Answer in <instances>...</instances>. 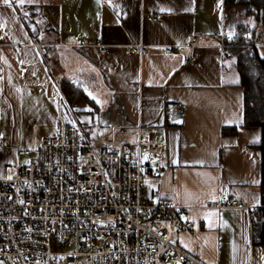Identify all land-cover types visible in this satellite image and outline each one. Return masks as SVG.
<instances>
[{"label": "crops", "instance_id": "0c3cea01", "mask_svg": "<svg viewBox=\"0 0 264 264\" xmlns=\"http://www.w3.org/2000/svg\"><path fill=\"white\" fill-rule=\"evenodd\" d=\"M253 34L254 44L263 38L256 48L264 60V26L226 0H0L7 154L35 158L41 140L57 134L59 115L94 139L134 142L146 127L167 152L161 177L155 160L143 159L151 179L144 192L188 208L192 230L178 235L180 247L205 264H264V235L252 239L247 213L213 207L227 197L263 206L262 131L243 125L244 90L225 55L228 44ZM74 36L81 45L66 46ZM136 47L142 51L128 53ZM39 66L47 73L26 76ZM175 103L184 120L171 127L167 108Z\"/></svg>", "mask_w": 264, "mask_h": 264}, {"label": "built area", "instance_id": "2783aa9c", "mask_svg": "<svg viewBox=\"0 0 264 264\" xmlns=\"http://www.w3.org/2000/svg\"><path fill=\"white\" fill-rule=\"evenodd\" d=\"M262 42L261 37L254 45ZM65 45H81V38H68ZM46 73L42 66L29 67L26 76ZM167 120L179 126L184 108L168 106ZM166 152L165 139L146 127L134 142L94 139L59 115L57 134L41 140L35 158L15 166L10 179L0 178V262L74 264L83 258L85 264H205L178 243L180 233L192 230L188 208L145 195L143 156L155 160L153 170L161 177ZM213 207L245 211L257 240L264 206L227 197Z\"/></svg>", "mask_w": 264, "mask_h": 264}, {"label": "trees", "instance_id": "16d2710c", "mask_svg": "<svg viewBox=\"0 0 264 264\" xmlns=\"http://www.w3.org/2000/svg\"><path fill=\"white\" fill-rule=\"evenodd\" d=\"M226 4L248 7L254 20L264 26V0H226ZM240 29L243 31L246 28ZM254 40L255 34L233 41L226 47L225 55L233 58L240 86L244 90L243 125L248 128H260L262 131L260 151L262 155V203L264 206V60L260 58ZM234 133H236L235 128L223 130L224 135H233ZM263 235L264 209L257 222V236L261 238Z\"/></svg>", "mask_w": 264, "mask_h": 264}, {"label": "rangeland", "instance_id": "374dc122", "mask_svg": "<svg viewBox=\"0 0 264 264\" xmlns=\"http://www.w3.org/2000/svg\"><path fill=\"white\" fill-rule=\"evenodd\" d=\"M3 138V137H2ZM5 142V147L0 148V178H9L14 175L13 168L17 166L20 160H24L27 157H32V154L25 153L24 150H14L10 151L9 155L7 154L8 150H10L9 144L6 138H3ZM13 158H16L12 161ZM144 160H148V156H143ZM151 179L148 174L145 173V182L144 185H150ZM74 264H85V260L83 258L78 259Z\"/></svg>", "mask_w": 264, "mask_h": 264}, {"label": "snow or ice", "instance_id": "6c2138e0", "mask_svg": "<svg viewBox=\"0 0 264 264\" xmlns=\"http://www.w3.org/2000/svg\"><path fill=\"white\" fill-rule=\"evenodd\" d=\"M3 2H4V4H6V5H9L10 4V0H3ZM17 2L22 6L23 5V3H24V0H17ZM230 38H231V34H230ZM89 95H91V93H89ZM94 99H95V97H94ZM98 103H99V101H97ZM11 177H9V179H10ZM209 215H211V214H209Z\"/></svg>", "mask_w": 264, "mask_h": 264}]
</instances>
